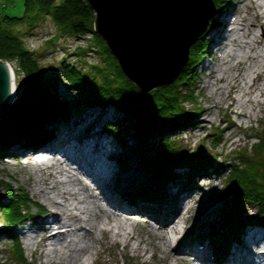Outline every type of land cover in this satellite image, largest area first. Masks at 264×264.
I'll return each instance as SVG.
<instances>
[{"label": "bare ground", "instance_id": "1", "mask_svg": "<svg viewBox=\"0 0 264 264\" xmlns=\"http://www.w3.org/2000/svg\"><path fill=\"white\" fill-rule=\"evenodd\" d=\"M225 1L221 7L215 5L199 34H209V40L204 37L203 56L208 52L209 60L201 68L199 92L203 91L211 104L206 106L208 113L224 103L237 115L256 117L257 108L264 112V0ZM210 19L213 23L208 27ZM258 26L262 35L256 32ZM97 32L126 76L145 91L125 72L105 36ZM84 34L91 37L90 31ZM18 93L15 74L13 100ZM247 102L251 109H247ZM107 106L86 104L74 110L78 115L91 107L81 121L68 114L50 122L52 131L42 144L19 141L0 149L3 172L13 164L38 171L30 179L36 197L30 201L26 190L20 191L25 194L20 193L27 213L12 226L20 227L16 235L28 237L24 242L34 258L40 264H106L102 258L106 249L123 243L126 253L138 257L148 251L157 257L160 252L157 264H264L263 224L253 221L257 225H244L233 234L224 230L226 224H216L212 218L216 200L202 182H193L200 173L211 177V172L195 176L171 172L172 179L168 174L158 182H149L133 162L126 165L128 168L123 166L124 145L111 131L113 136L106 133L102 124L96 126L98 117L105 115L102 108ZM108 107L111 118L122 114L116 107ZM4 155L13 156L15 162L3 160ZM63 174L67 178L61 177ZM4 180L11 189L12 183ZM29 201L38 206L34 213ZM1 210L5 218L9 211Z\"/></svg>", "mask_w": 264, "mask_h": 264}, {"label": "trees", "instance_id": "2", "mask_svg": "<svg viewBox=\"0 0 264 264\" xmlns=\"http://www.w3.org/2000/svg\"><path fill=\"white\" fill-rule=\"evenodd\" d=\"M212 1L217 7L225 2ZM24 5L23 16L5 15L0 19V58L18 60L20 69L24 71V82L18 95L0 113V149H6L12 142L19 141L33 145L42 144L51 130L49 123L59 115L67 114L69 109H82L86 104L111 105L123 117L107 123L106 129L126 146L128 142L125 126L128 125L134 142L130 148L141 153L144 167L161 175L173 172L182 159L180 156L185 153L178 146L175 136L170 137L167 132L190 122L198 112V102L188 80L194 77V68L204 55V37L199 36L193 42L185 66L172 82L143 91L126 76L103 37L94 31L95 13L86 2L24 0ZM45 15L50 16L57 28L48 32L43 40L48 45L47 49L57 47L58 43L65 44L63 39L72 36L74 42L81 45L69 53L84 56L92 49V44L79 39H87L88 36L84 33L90 31L91 39L97 44L96 50L102 58L101 62L89 64L91 67H86L87 62L77 58L64 61L63 75L69 81V87L76 90V95L71 100L63 99L56 90L49 89L35 52L12 28V25L23 21H29V26L32 27ZM212 23L210 20L208 27ZM83 66L86 68L82 69ZM186 102L193 103L192 107L186 105ZM255 136L257 141L250 147L235 149V156L230 159L229 173L225 177L226 206L222 207V214L229 221L224 230L233 231V234L249 220L264 225V130L262 135ZM150 137L158 138V143L152 145L148 141ZM215 141L213 140V145L216 146L220 140ZM187 158L190 168L195 170L216 161L217 154L208 150L204 141L191 148ZM4 181L0 178V198L3 195ZM7 197L0 206L9 211L5 218L9 227H12L27 213L23 207L25 197L12 188L9 189ZM249 203H254L257 207L254 216L234 219L233 216L241 207ZM15 248V257L22 258V249L18 246Z\"/></svg>", "mask_w": 264, "mask_h": 264}, {"label": "rangeland", "instance_id": "3", "mask_svg": "<svg viewBox=\"0 0 264 264\" xmlns=\"http://www.w3.org/2000/svg\"><path fill=\"white\" fill-rule=\"evenodd\" d=\"M231 1L232 0H230V2ZM24 14H25L24 0H0V19L5 15L23 16ZM29 24H30L29 21H23L12 25V28L15 32L19 33L22 36L26 45L32 51L35 52L43 68V72L45 74V78L49 85V89L53 91L56 90L60 94L61 98L71 100L74 97V95H76L75 92L76 90L72 87H69L70 86L69 81L63 75V68H62L63 63L64 61H71V60L73 61V59L76 60V58L81 61L82 60L86 61L87 62L86 67L90 66L89 64L91 63L101 62L102 58L96 50L97 44L94 42L93 39H91L90 35L87 34L88 35L87 39H79V41L82 40L83 42L86 41L89 42L90 44H92V49H89L84 54V56L78 54L77 56L75 53L74 54L69 53V51L73 50L76 46H79L80 43L74 42L72 36H67L66 38L63 39V43L66 42L65 44L58 43L56 44L57 47H54L53 49L51 48L47 49L48 45H46V43L43 42V40L45 36L46 37L48 36L47 34L48 32L50 31L52 32L57 29L55 24L52 22L50 16L45 15L40 21H37L36 24L32 27L29 26ZM211 29L212 28H210L209 31ZM256 32L258 34L261 33L260 35H262L261 27L258 26ZM208 35L209 34L207 32L206 34L203 35V37H206V39L209 40ZM208 47H209V43L207 49ZM236 51L242 53V50L240 49H236ZM207 54L208 52H206V56H202L204 58L202 60L200 59V61L195 66L194 77L188 80L189 87L193 89V94L196 96V101L198 102L197 104V106H199L198 112L197 114L194 115L193 120L181 125L179 128L170 130L169 132H167V135L170 137L175 136V138L178 141V146H180L183 150V153H185L180 156L182 157V159L177 164V166L178 165L179 166L173 170L175 175H177V173H180L181 171L187 172L186 174L190 176L191 175L195 176L198 172H204V171L212 173L211 177H209L208 175L207 176L205 175L206 177L202 176V173H200L198 177L197 176L195 177L196 179H194L193 182L195 185H198V183L200 184L202 182L206 187V190L211 191V198L213 197L216 200L215 201L216 206L214 207L215 210L212 211V218L216 220V224H219L220 222L227 224L229 219L223 216L222 207L226 206L225 177L230 170V165H229L230 159H232L233 156H235L234 155L236 152L235 149L241 147L245 148L246 146L250 147L252 143L257 141V137L255 136V134H259V135L263 134L264 112L259 110V108H257L256 109L257 115H255L257 118L254 116L248 118L244 115H237L232 110L227 109L224 103H222L221 107L218 108L215 107V109H212L213 110L212 112L210 113L207 112L206 106L207 105L211 106V104L209 103V100H206V97L203 95L204 93H202L203 91L201 90L202 92H199L200 78L202 73L201 68L203 66V62L209 60V56ZM4 60H8V59H4ZM9 61H11L13 68H15L16 82L19 91L23 86L24 71L20 69V64L18 60L10 59ZM86 67L83 66L81 68L85 69ZM90 67L88 69H91ZM257 97L259 98V96ZM186 105L192 107L193 103L186 102ZM107 107L102 108L103 110H105L104 112L105 115L98 117V119L96 120V126H98L99 128L102 124V128L104 129V131L108 134H111V132L106 129V124L115 121L116 119L122 118L123 115L117 113L115 117L111 118V114H109L111 112H109L108 109L109 107L108 108ZM4 108L5 107L1 108L0 111L3 110ZM89 108L91 107L85 108L83 112L78 115L74 112L73 109H71L65 115L69 114L71 117L72 116L76 117L77 119L76 121H81L82 116L85 115V113L88 111ZM96 109L98 108L96 107ZM247 109H251L250 105H248V102H247ZM64 116L59 115V117L61 118ZM56 120L57 119H55L53 122H55ZM200 121H203L204 124L200 125L199 124L201 123ZM229 124L230 126L227 127V125ZM125 131L128 132L125 133L126 135L125 137L127 138V142H128L127 145L130 146L134 145L133 138L130 137V133H129L131 132V128H129L128 125L125 126ZM215 139L220 140L218 144H216V146L213 145V140L214 142H216ZM148 140L151 141L152 145H156L158 143V138L156 137H150ZM204 141L206 142V146L208 147V150H210L213 154H217L216 161L213 160L211 163L209 162V164L206 163L202 165L200 168H198L200 169L199 171L197 169L193 170L190 168L189 165L190 162L188 161L187 155L191 150V148L195 147L198 143ZM122 148L124 153L121 156V159L125 160L124 161L125 164L123 165L124 167L128 168V166L126 165L131 164L133 162V164L136 165L137 171L144 174L149 179V182H158L159 179L161 180L163 178L162 176L168 177V174L161 175L147 170L143 165L142 155L140 152L135 151L134 149H130L129 147L122 146ZM2 159L15 162V158L10 155H4ZM1 161L2 160H0V178L9 180L12 183L11 185L14 191L22 193L20 191L26 190L25 193H27V196L30 198V201L31 199H35L36 195H33V189L35 186L34 184H31L30 179H32L33 176H36L38 174V171L30 172L29 170L27 171L25 165L24 166L16 165L17 167H14L15 165L13 164V166L9 168V171L3 172L1 167ZM12 175L15 177V179L11 177ZM61 177L67 178V175L63 174ZM171 177H174V175H171V173H169L168 178ZM210 180L211 183H209ZM20 187H22L23 189ZM8 192H9V187L6 184H4L2 189L3 195L1 196L2 200L6 201L8 199L7 197ZM22 195L25 196V194L23 193ZM30 201H29L30 203L29 205L31 206L30 211L31 213H34L38 209V206L34 204V202H30ZM234 212L236 211L234 210ZM256 212H257L256 205L254 203H249L241 207V209L233 217L249 218L251 216H254ZM28 220H26V222ZM192 221L193 219L190 218L189 222ZM247 224H256V223H254L252 220H249L246 222L245 225ZM188 225H190V223ZM19 229L20 227H18L17 225L14 227H9L8 223L6 222V219L2 215V210L0 206V231L4 232L0 234V264H40V261L34 258V256L30 253V249L27 247L26 241L24 242V239L27 240L28 237L24 238L23 235H16V231ZM19 241H21V243H19ZM132 242L136 243L137 240L135 239ZM96 245L99 246L98 244ZM15 246H18L19 248L22 249V258L20 257L19 259H17L15 257L14 255V250L16 249ZM125 251L126 250L125 248H123V243H118L117 245L113 244L106 249V251L102 255V258L107 260L106 264H157V257L161 256V253L157 252L156 253L157 257H153L152 252L148 251L144 255V257H138L130 251L129 253H126ZM44 258L45 257H43V259ZM88 261H91V259H88ZM169 261L173 262L171 259ZM163 264H165V262ZM179 264H183V263L180 262Z\"/></svg>", "mask_w": 264, "mask_h": 264}, {"label": "water", "instance_id": "4", "mask_svg": "<svg viewBox=\"0 0 264 264\" xmlns=\"http://www.w3.org/2000/svg\"><path fill=\"white\" fill-rule=\"evenodd\" d=\"M83 1L97 10L95 31L105 36L125 72L145 91L176 78L215 10L212 0ZM12 68L0 58V109L13 101Z\"/></svg>", "mask_w": 264, "mask_h": 264}]
</instances>
